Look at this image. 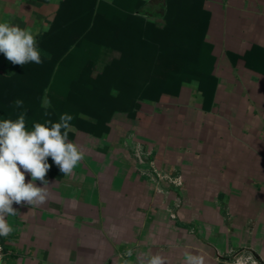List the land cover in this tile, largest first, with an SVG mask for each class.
<instances>
[{"label":"crops","instance_id":"crops-1","mask_svg":"<svg viewBox=\"0 0 264 264\" xmlns=\"http://www.w3.org/2000/svg\"><path fill=\"white\" fill-rule=\"evenodd\" d=\"M63 1L0 0V21L38 41ZM203 1L216 59L211 105L193 80L169 102L141 100L142 123L116 111L101 136L74 127L82 161L63 175L48 158L51 194L40 206L13 204L1 264H146L154 254L165 264H185L186 254L264 264V0ZM121 2L160 22L166 5ZM19 67L0 53V73Z\"/></svg>","mask_w":264,"mask_h":264},{"label":"trees","instance_id":"trees-1","mask_svg":"<svg viewBox=\"0 0 264 264\" xmlns=\"http://www.w3.org/2000/svg\"><path fill=\"white\" fill-rule=\"evenodd\" d=\"M161 15V22L146 19L121 0H64L51 29L38 38L43 63L0 73V119L23 113L31 130L67 113L78 130L101 136L116 111L142 123L141 100L169 102L193 80L208 107L217 88L206 39L211 13L203 0H166Z\"/></svg>","mask_w":264,"mask_h":264},{"label":"clouds","instance_id":"clouds-1","mask_svg":"<svg viewBox=\"0 0 264 264\" xmlns=\"http://www.w3.org/2000/svg\"><path fill=\"white\" fill-rule=\"evenodd\" d=\"M37 35L29 29L0 21V53L13 64H41ZM14 103L17 108L23 106L22 100ZM72 119L65 113L59 122L34 123L31 130L26 127L23 113L15 120L0 119V237H8L14 231L7 219L18 214L14 203H26L31 207L47 202L51 194L45 179L51 167L49 157L63 175L71 174L82 161L81 147L69 140V133L76 131ZM25 173L31 176L27 183ZM37 180L44 186L38 187ZM146 264H165V259L154 254ZM185 264H203V258L186 254Z\"/></svg>","mask_w":264,"mask_h":264},{"label":"built area","instance_id":"built-area-1","mask_svg":"<svg viewBox=\"0 0 264 264\" xmlns=\"http://www.w3.org/2000/svg\"><path fill=\"white\" fill-rule=\"evenodd\" d=\"M5 256H6L5 248L3 244L0 242V264L3 262Z\"/></svg>","mask_w":264,"mask_h":264}]
</instances>
